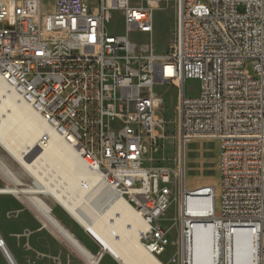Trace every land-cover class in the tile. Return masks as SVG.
<instances>
[{
  "label": "built area",
  "instance_id": "2783aa9c",
  "mask_svg": "<svg viewBox=\"0 0 264 264\" xmlns=\"http://www.w3.org/2000/svg\"><path fill=\"white\" fill-rule=\"evenodd\" d=\"M160 2L96 0L90 8L53 0L46 12L42 0H0V73L135 207L151 255L163 260L172 244L161 222L175 200L172 260L192 264L198 238L200 264H231L236 231L248 229L255 261L264 264V0H177L176 44L165 53L130 38L153 32ZM115 11L122 34L107 30ZM187 80L199 81L196 94L186 95ZM170 82L181 95L182 140L219 144V191L187 188L181 161L177 173L150 163L166 138L156 87ZM49 140L47 133L40 142Z\"/></svg>",
  "mask_w": 264,
  "mask_h": 264
},
{
  "label": "bare ground",
  "instance_id": "6f19581e",
  "mask_svg": "<svg viewBox=\"0 0 264 264\" xmlns=\"http://www.w3.org/2000/svg\"><path fill=\"white\" fill-rule=\"evenodd\" d=\"M166 71L170 75L169 67ZM47 133L50 140L47 145H42L40 139H45ZM0 145L33 177L32 184L19 182L10 185L12 170L6 168L4 173L8 176L4 177H7L8 185L0 187V193L19 195L45 227L74 254L84 258V264H102L107 255L120 264H165L160 257L146 250L143 242L146 224L135 207L126 197L114 195L100 181L98 174L86 167L71 139L49 125L37 110L9 87L3 73H0ZM185 156L184 152V164ZM47 195L94 238L100 245L98 250H88L60 221L44 199L43 196ZM236 235L240 241L236 239L231 246L229 263L257 264L251 231L238 229ZM0 240L3 244L0 248L8 262L21 264L1 235ZM203 247L201 240L196 238L192 264H200L198 257Z\"/></svg>",
  "mask_w": 264,
  "mask_h": 264
},
{
  "label": "rangeland",
  "instance_id": "374dc122",
  "mask_svg": "<svg viewBox=\"0 0 264 264\" xmlns=\"http://www.w3.org/2000/svg\"><path fill=\"white\" fill-rule=\"evenodd\" d=\"M42 1L45 11L49 12L53 0ZM132 1L136 3L138 0ZM85 2L91 8L95 5L96 0H85ZM177 14V0H161L155 10L153 32L151 34L132 33L130 35L131 40L137 43H150L153 45L154 50L159 53L171 52L176 44ZM107 30L112 34L125 32L124 23L119 12H113ZM185 87L186 95L196 94L200 83L197 80H187ZM156 91L160 99L162 112L166 118V138L160 146L152 151L149 157L151 165L154 167H169L174 173H177L180 161L183 165L182 157L185 152L187 188L212 185L219 191L218 142L207 137L194 138L184 142L181 138V95L178 86L170 82L163 87H156ZM67 93H64V95H67ZM0 165V170L2 168L0 171V187L8 185V179L4 177L5 175L8 176L6 172L4 173L6 168L12 170L11 176L13 178L9 176L10 185L19 182L25 185L32 184L33 177L31 174L24 170L1 145ZM173 191L175 193V188ZM43 197L53 207L55 215L60 221L79 238L88 250L95 252L99 249L100 245L94 238L51 196ZM176 209L177 205L174 200L167 212L166 219L161 222L169 230L172 240L171 246L162 257L165 264H182L181 260H172V257H176L178 254ZM0 235L10 244L21 264H84V258L74 254L62 240L45 227L19 195L0 193ZM0 264H10L1 248ZM102 264L120 263L107 255Z\"/></svg>",
  "mask_w": 264,
  "mask_h": 264
}]
</instances>
